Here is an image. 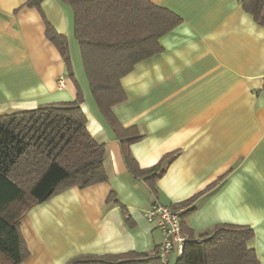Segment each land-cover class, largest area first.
Masks as SVG:
<instances>
[{
  "label": "crops",
  "instance_id": "1",
  "mask_svg": "<svg viewBox=\"0 0 264 264\" xmlns=\"http://www.w3.org/2000/svg\"><path fill=\"white\" fill-rule=\"evenodd\" d=\"M27 1L0 0V115L73 101L81 90L88 129L107 147L109 178L32 207L9 205L22 212L30 250L20 264L153 252L163 234L144 211L155 201L180 204L220 178L196 200L188 225L196 233L222 223L251 226V246L264 264V23L241 0H150L183 21L160 38V53L122 78L126 98L113 110L142 135L130 145L141 168L179 152L154 192L128 169L123 144L96 103L71 6L42 0L39 9ZM48 23L67 37L72 70L48 38ZM179 256L173 252L170 264Z\"/></svg>",
  "mask_w": 264,
  "mask_h": 264
},
{
  "label": "trees",
  "instance_id": "2",
  "mask_svg": "<svg viewBox=\"0 0 264 264\" xmlns=\"http://www.w3.org/2000/svg\"><path fill=\"white\" fill-rule=\"evenodd\" d=\"M75 16V36L96 103L123 144L130 172L156 192V182L179 153L172 152L151 168L143 169L130 152L131 143L142 135L136 126L124 127L113 107L126 98L122 78L134 66L160 53V38L182 21L176 12L150 0H63ZM42 0L25 5L41 9ZM258 23H264V0H241ZM48 38L59 48L72 70L68 39L48 23ZM83 92L73 101L48 103L30 110L0 115V263L20 264L30 256L21 228L22 212L11 204H41L72 186L87 187L108 180L107 147L88 129L82 108ZM171 206L184 208L182 228L187 236L174 264H261L251 241V226L222 223L196 233L187 217L196 200L211 187ZM31 199V201L28 200ZM160 248V246H159ZM153 252L81 255L67 264H170Z\"/></svg>",
  "mask_w": 264,
  "mask_h": 264
},
{
  "label": "built area",
  "instance_id": "3",
  "mask_svg": "<svg viewBox=\"0 0 264 264\" xmlns=\"http://www.w3.org/2000/svg\"><path fill=\"white\" fill-rule=\"evenodd\" d=\"M59 88L65 87V78L58 79ZM184 208H173L159 201H155L144 211V217L148 221L156 222L163 234V242L159 251L165 262H170L173 252L182 253L187 236L182 228V213Z\"/></svg>",
  "mask_w": 264,
  "mask_h": 264
},
{
  "label": "rangeland",
  "instance_id": "4",
  "mask_svg": "<svg viewBox=\"0 0 264 264\" xmlns=\"http://www.w3.org/2000/svg\"><path fill=\"white\" fill-rule=\"evenodd\" d=\"M28 200L31 201L30 198H28ZM21 207L25 208V207H26V203H22V204H21Z\"/></svg>",
  "mask_w": 264,
  "mask_h": 264
}]
</instances>
